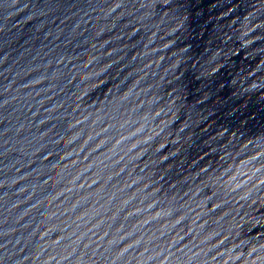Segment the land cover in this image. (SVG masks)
<instances>
[{"label":"water","instance_id":"95a60500","mask_svg":"<svg viewBox=\"0 0 264 264\" xmlns=\"http://www.w3.org/2000/svg\"><path fill=\"white\" fill-rule=\"evenodd\" d=\"M0 264H264V0H0Z\"/></svg>","mask_w":264,"mask_h":264}]
</instances>
